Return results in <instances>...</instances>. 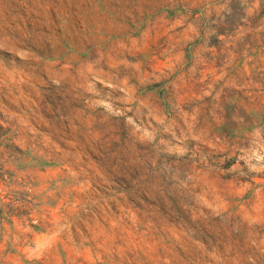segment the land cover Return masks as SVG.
<instances>
[{
    "label": "rangeland",
    "instance_id": "rangeland-1",
    "mask_svg": "<svg viewBox=\"0 0 264 264\" xmlns=\"http://www.w3.org/2000/svg\"><path fill=\"white\" fill-rule=\"evenodd\" d=\"M0 264H264V0H0Z\"/></svg>",
    "mask_w": 264,
    "mask_h": 264
},
{
    "label": "trees",
    "instance_id": "trees-1",
    "mask_svg": "<svg viewBox=\"0 0 264 264\" xmlns=\"http://www.w3.org/2000/svg\"><path fill=\"white\" fill-rule=\"evenodd\" d=\"M150 183H151L150 181H146V182L142 183V185H144V186H148ZM139 185H140V184H139ZM140 186H141V185H140ZM144 186H142V187H144Z\"/></svg>",
    "mask_w": 264,
    "mask_h": 264
}]
</instances>
